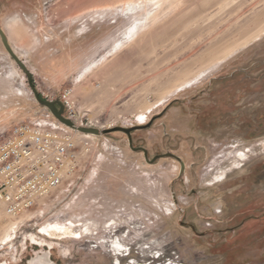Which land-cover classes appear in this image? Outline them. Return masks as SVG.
Masks as SVG:
<instances>
[{"label": "rangeland", "instance_id": "374dc122", "mask_svg": "<svg viewBox=\"0 0 264 264\" xmlns=\"http://www.w3.org/2000/svg\"><path fill=\"white\" fill-rule=\"evenodd\" d=\"M0 24L42 100L109 131L0 208V264H264V0H0ZM36 113L55 119L0 37V141ZM139 126L183 173L115 131Z\"/></svg>", "mask_w": 264, "mask_h": 264}, {"label": "built area", "instance_id": "2783aa9c", "mask_svg": "<svg viewBox=\"0 0 264 264\" xmlns=\"http://www.w3.org/2000/svg\"><path fill=\"white\" fill-rule=\"evenodd\" d=\"M39 114L15 124L0 141V208L11 218L59 188L93 145L51 115Z\"/></svg>", "mask_w": 264, "mask_h": 264}, {"label": "water", "instance_id": "95a60500", "mask_svg": "<svg viewBox=\"0 0 264 264\" xmlns=\"http://www.w3.org/2000/svg\"><path fill=\"white\" fill-rule=\"evenodd\" d=\"M0 37L2 40V43L6 49V51L8 52V54L19 64V66L23 69V71L26 73L29 83H30V87L34 93L35 99L38 102V104L42 107L48 108L50 110V112L52 113V115L55 117V119L60 122L62 125H64L66 128L70 129V130H74L77 132H82V133H91L94 135H104L106 133H108L109 131H100L97 129H91V128H85V127H76V125L71 122L69 119L64 117V106L59 102V101H45L42 100L39 96V94L37 93L35 87L32 84V77L30 76V74L28 73V70L26 68V66L24 65V63L22 61H20L19 57L16 55V53L14 52L13 48L11 47L8 37L6 36V33L4 32L1 24H0ZM144 127H131V128H124V127H119L116 128L115 131H120L123 132L127 135L128 139H129V144H130V148L133 151H143L145 154V158L146 161L150 164H154L155 162H157L159 159L161 158H173L177 161L180 162L181 166H182V173L184 171V163L182 162V160L179 157H176L173 154H166V155H161V156H157L155 157L152 161H150L148 159L147 156V152L144 149H135L133 148V142H132V138H131V133L134 130L137 129H141Z\"/></svg>", "mask_w": 264, "mask_h": 264}, {"label": "flooded vegetation", "instance_id": "af4514ba", "mask_svg": "<svg viewBox=\"0 0 264 264\" xmlns=\"http://www.w3.org/2000/svg\"><path fill=\"white\" fill-rule=\"evenodd\" d=\"M50 253L43 252V256L38 255L36 259H34L31 264H53L52 260L49 258ZM119 259V258H117Z\"/></svg>", "mask_w": 264, "mask_h": 264}, {"label": "bare ground", "instance_id": "6f19581e", "mask_svg": "<svg viewBox=\"0 0 264 264\" xmlns=\"http://www.w3.org/2000/svg\"><path fill=\"white\" fill-rule=\"evenodd\" d=\"M79 135L84 137V138H88V139L95 138V136H93L94 134H91V133H82V132H80Z\"/></svg>", "mask_w": 264, "mask_h": 264}]
</instances>
